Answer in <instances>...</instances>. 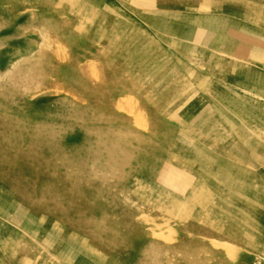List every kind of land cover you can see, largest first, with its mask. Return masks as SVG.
Masks as SVG:
<instances>
[{"label":"rangeland","instance_id":"rangeland-1","mask_svg":"<svg viewBox=\"0 0 264 264\" xmlns=\"http://www.w3.org/2000/svg\"><path fill=\"white\" fill-rule=\"evenodd\" d=\"M233 1L0 0V264H264V0Z\"/></svg>","mask_w":264,"mask_h":264},{"label":"bare ground","instance_id":"bare-ground-1","mask_svg":"<svg viewBox=\"0 0 264 264\" xmlns=\"http://www.w3.org/2000/svg\"><path fill=\"white\" fill-rule=\"evenodd\" d=\"M241 2H244V1H237V0H234V1H233L234 5L237 6V7H238V6H241V4H242ZM231 4H232V2H231ZM250 5H252V3H251ZM244 6L246 7L247 4L244 5ZM252 6H253V5H252ZM255 6H256V5H255ZM255 6H253V7H255ZM253 7H252V8H253ZM257 8H258V7H257ZM258 9H259V8H258ZM242 11H244V10H242ZM260 11H261V10H260ZM249 13H250V12H249ZM259 13H260V12H259ZM250 14H251V13H250ZM253 14H255V13H253ZM256 14H257V13H256ZM261 15H262V14H261ZM254 16H255V15H254ZM252 17H253V16H252ZM245 18H246V17H245ZM253 18H254V17H253ZM257 18H258V16H257ZM260 18H261V17H260ZM260 18H259V19H260ZM263 18H264V17H263ZM249 19H250V18H249ZM263 20H264V19H263ZM256 22H257V21H256ZM259 22H260V21H259ZM260 23H262V22H260ZM255 24H256V23H255ZM241 50L243 51V49H241ZM259 52H260V51H259ZM70 95H71V93H70ZM70 97H71V96H70ZM74 97H75V96H74ZM164 230H165V229H164ZM168 230H169V229H168ZM221 234H224V233H221ZM70 241H71V240H70ZM214 242H217V241H214Z\"/></svg>","mask_w":264,"mask_h":264}]
</instances>
